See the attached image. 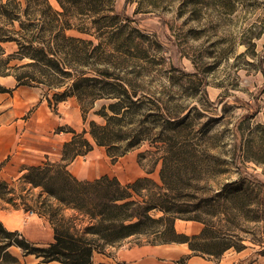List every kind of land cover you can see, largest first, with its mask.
<instances>
[{
    "label": "rangeland",
    "instance_id": "obj_1",
    "mask_svg": "<svg viewBox=\"0 0 264 264\" xmlns=\"http://www.w3.org/2000/svg\"><path fill=\"white\" fill-rule=\"evenodd\" d=\"M47 2L50 7L41 0L38 3L32 0L30 5L22 0V7L17 13L14 11V19L4 22L0 17V26L9 36L24 40L36 38L38 46L52 45L62 58L74 64L78 58H87V69H103L106 65L123 78L130 93L136 92L143 98L137 119L139 127L148 129L143 134L146 139L116 159L104 147L97 146L95 152L97 159L100 153L102 158L107 156L109 167L124 184L133 181L137 174L162 184L164 145L150 140L158 136L164 123L169 128L165 133L172 142H187L194 149V168L189 174L192 179L187 184L179 183L182 204L189 210L182 215L190 216L204 208L206 198L217 206L223 202L220 193L227 190L224 185L235 180L249 182L254 188L251 197L264 202V0ZM10 9L16 10L12 6ZM2 45L3 57L18 47L15 41ZM26 62L30 59L13 58L10 64ZM21 72L32 74L34 71L26 67ZM36 73L41 76L39 71ZM50 73L47 72V77L53 78ZM58 80L62 84L59 87L38 84L32 89L38 104L43 106L44 119L62 124L54 133L68 132L60 130L61 126L82 133L88 129L89 121H105L96 112L104 104L108 106L110 100L91 101L87 96L80 100L70 93L71 77ZM63 92L69 95L56 101L58 97L54 94ZM83 108L88 110L87 121L83 119ZM25 117L33 118L31 110ZM169 117L179 123H167ZM172 125H179L178 129ZM237 132L241 134L239 138L235 135ZM85 137L95 143L88 132ZM239 142L243 146L242 172L231 164ZM174 161L168 158L169 179L174 173ZM150 169L152 173L147 172ZM24 175L23 181L29 183ZM19 176L0 175L2 199L15 196L9 184L13 177L18 180ZM181 176L186 178L184 173ZM25 198L30 215L46 213L52 226L53 222L77 234H86L85 229L91 223L89 218L60 205L46 192L42 193L40 187L29 186ZM262 208L264 218V204ZM253 217L254 212H249L248 217L234 213L213 217L220 232L228 230L233 242L245 246L242 250L230 248L218 258L193 254L186 243L150 245L145 243L146 237H131L107 246L104 254L95 252L94 260L110 264H168L189 256L187 264H264V219L255 221ZM203 227L199 221L183 218L175 221L177 232L187 235L198 234ZM6 242L10 243L0 233V246ZM8 250L18 258L17 264L38 260L16 245L9 246Z\"/></svg>",
    "mask_w": 264,
    "mask_h": 264
},
{
    "label": "trees",
    "instance_id": "obj_2",
    "mask_svg": "<svg viewBox=\"0 0 264 264\" xmlns=\"http://www.w3.org/2000/svg\"><path fill=\"white\" fill-rule=\"evenodd\" d=\"M25 1L27 5H30L32 0ZM41 1L42 4L50 7L47 0ZM34 2L38 3L39 0H34ZM11 6L16 10H11ZM21 7L22 0H0V17L4 22H11L14 19L13 15H16L14 11L17 13ZM0 31L4 32L0 34V76L12 75L17 85L46 84L50 88L62 85L58 82L61 81L58 80L59 77H71L72 84L69 89L71 95L77 96L80 100H84L86 96L91 101L102 98L110 100L108 106L104 104L101 110L96 112L104 118L103 123L91 120L88 129L82 133H77L73 128L66 126L59 128L73 133L71 140L63 145L61 162L47 161L43 165L28 166L27 173L24 175L33 187H40L48 197L85 214L91 221L85 229L86 234H77L51 221L53 239L42 245L29 241L17 231L7 229L0 221V233L4 240L10 241L0 246V264H17L18 258L8 250L11 245H16L25 253L37 257V261L27 264H47L51 261L62 264H110L105 260L95 261V252L104 254L107 246L115 245L130 237L137 239L146 237L145 243L150 245L171 242L186 243L193 254L216 258L230 248L242 250L245 247L241 242H233L231 240L233 235L228 230L220 232L213 217L217 214L228 217L232 213L236 216L245 217L246 215L248 217L249 212H254V217L251 219L258 221L264 219L261 215L264 202L251 197V192L254 191L253 186L241 178L242 181L235 180L224 185L227 190L220 193L222 195L220 200L223 202H219L217 206L209 203L206 198L204 208L196 210L190 216L182 215L189 213V210L182 204L179 183L187 184L192 179L189 174L191 168H194V149L187 142H172V138L165 133L169 128L164 126V123L161 124L158 136L150 140L152 143L161 142L164 145L160 170L162 184H157L153 178L148 176L139 177L127 184L107 174L94 180L76 178L67 169V165L78 155L85 154L93 148L91 141L85 137L86 132L91 135L98 146L104 147L113 159L125 155L146 139L143 134L147 133L148 129L146 128L145 131L139 127L137 119L141 113L140 106L143 104V98L136 92L130 93L123 78L116 75L106 65L103 69L98 67L93 70L87 69L85 66L88 65L87 58H78V63L74 64L62 58L50 44L45 43L38 46L36 38L24 40L22 37L9 36L3 26H0ZM8 41H15L18 47L14 53L3 57L5 49L2 43ZM13 58H29L30 62L11 65L10 61ZM26 67L33 68L34 72L32 74L21 72ZM38 71L41 76L36 73ZM47 72L48 74L51 72L53 78H48ZM7 91L9 89L0 84V92ZM54 95L58 97L56 101L59 102L69 94L63 92ZM87 113L88 110L83 108L84 121H87ZM172 118L166 119L167 123H179L175 120L173 122ZM172 126H176L173 128L177 130L179 125ZM235 135L239 138L241 134L237 132ZM242 150L243 146L239 142L237 152L231 162L240 172L244 169L241 160ZM168 158L169 160L175 159L174 173L170 179L166 174ZM181 167H183V172L180 170ZM147 172L152 173L153 169ZM182 173L186 178H182ZM143 189L146 190L145 193ZM158 212L160 215L156 216ZM177 218L199 221L204 224V227L195 235L179 233L175 228ZM188 258L189 256L181 257L168 264H187Z\"/></svg>",
    "mask_w": 264,
    "mask_h": 264
},
{
    "label": "crops",
    "instance_id": "obj_3",
    "mask_svg": "<svg viewBox=\"0 0 264 264\" xmlns=\"http://www.w3.org/2000/svg\"><path fill=\"white\" fill-rule=\"evenodd\" d=\"M0 84L9 89L7 92H0V175H20L18 180L13 177L9 184L15 196L7 200L0 196V221L7 229L17 231L33 243L44 245L53 239V226L46 213L32 212L30 215L27 211V190L29 186L34 189L38 187L23 181V175L28 165H39L47 161L61 162L63 145L71 140L73 133L71 136L66 135L68 132L54 133V129L62 124L44 119L43 106L38 104L37 97H34V86L17 85L12 75L0 76ZM29 110L32 112V119L25 117ZM46 132L47 136L44 135ZM92 145L90 151L71 161L67 169L79 180H94L107 174L117 177L124 184L121 177L109 167L106 155L102 158L100 153L99 158H96L98 145ZM139 177L141 174H137L133 181ZM133 181L128 180L126 184ZM47 264L62 263L51 261Z\"/></svg>",
    "mask_w": 264,
    "mask_h": 264
},
{
    "label": "bare ground",
    "instance_id": "obj_4",
    "mask_svg": "<svg viewBox=\"0 0 264 264\" xmlns=\"http://www.w3.org/2000/svg\"><path fill=\"white\" fill-rule=\"evenodd\" d=\"M181 226V225H180Z\"/></svg>",
    "mask_w": 264,
    "mask_h": 264
}]
</instances>
